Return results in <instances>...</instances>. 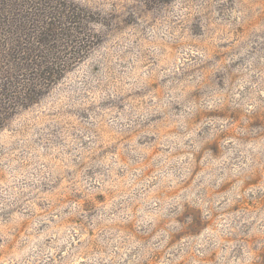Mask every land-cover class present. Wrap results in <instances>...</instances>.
<instances>
[{"label": "rangeland", "instance_id": "374dc122", "mask_svg": "<svg viewBox=\"0 0 264 264\" xmlns=\"http://www.w3.org/2000/svg\"><path fill=\"white\" fill-rule=\"evenodd\" d=\"M89 39L0 110V264H264V0H57Z\"/></svg>", "mask_w": 264, "mask_h": 264}, {"label": "trees", "instance_id": "16d2710c", "mask_svg": "<svg viewBox=\"0 0 264 264\" xmlns=\"http://www.w3.org/2000/svg\"><path fill=\"white\" fill-rule=\"evenodd\" d=\"M83 13L57 0H0V110L58 78L91 37Z\"/></svg>", "mask_w": 264, "mask_h": 264}]
</instances>
